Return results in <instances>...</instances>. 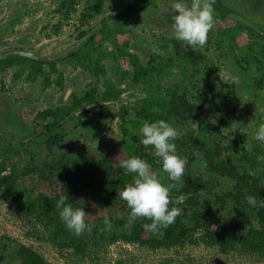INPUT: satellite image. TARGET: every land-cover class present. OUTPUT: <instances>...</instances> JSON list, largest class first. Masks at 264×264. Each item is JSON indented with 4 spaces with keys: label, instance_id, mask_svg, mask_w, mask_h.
<instances>
[{
    "label": "trees",
    "instance_id": "obj_1",
    "mask_svg": "<svg viewBox=\"0 0 264 264\" xmlns=\"http://www.w3.org/2000/svg\"><path fill=\"white\" fill-rule=\"evenodd\" d=\"M157 1L132 0L112 24H102L80 49L64 57L69 64L87 69L95 81L82 94L73 93L68 103L37 113L35 131L43 137L48 158L25 170L13 168L3 176L5 185L34 229L74 255L84 256L118 241L154 249L195 241L223 253L239 250L264 258V146L254 139L247 149L233 141L230 151L224 152L219 136L229 120L217 88L216 65L196 42L181 35L157 34L163 55L154 54L146 63L130 51L134 15ZM101 4H95V11ZM212 11L209 28L216 31V40L247 50L246 66L240 67L252 71L253 81L263 88L264 21L219 13L215 7ZM29 14L28 10L11 14L0 40L13 35ZM108 59L121 64L124 77L133 84L144 86V94L134 104L122 102L123 88L111 80L100 89ZM31 64H38L36 76L42 75L48 86L63 87V75L52 82L41 59L0 60L4 68ZM50 65L56 69L54 62ZM175 67L190 73L189 83L199 75H213L211 91L216 95L195 96L188 84L165 85V76ZM110 102L120 103L119 128L126 142V158L120 162L87 158L83 146L66 142L68 119L86 113L101 118ZM175 127L184 132L173 133ZM195 153H203L214 172L234 180V190L218 194L194 176L190 167ZM24 179L34 185H26ZM12 243L0 236V264H48L33 248L20 244L13 249Z\"/></svg>",
    "mask_w": 264,
    "mask_h": 264
},
{
    "label": "rangeland",
    "instance_id": "obj_2",
    "mask_svg": "<svg viewBox=\"0 0 264 264\" xmlns=\"http://www.w3.org/2000/svg\"><path fill=\"white\" fill-rule=\"evenodd\" d=\"M132 0H2L0 2V31L5 33L9 18L15 11L30 14L15 28L13 35L0 40V54L15 49H27L41 55L42 69L51 72L56 82L63 75V87L48 86L42 75H37L38 64L27 66H0V236L13 240V249L26 245L39 252L48 264H264V258L244 254L239 250L223 253L216 247L189 241L171 248H149L138 244L118 241L99 249L88 251L84 256L74 255L71 250L60 249L34 229V224L20 208L19 201L5 185L3 176L13 168L25 170L47 159L42 144L43 137L36 131L37 113L68 103L73 93L82 94L94 76L82 67L63 60L78 50L88 36L102 24H112L116 14ZM102 2L100 10L94 6ZM212 5L220 13H240L264 21V0H158L155 6L137 12L130 23L132 43L130 51L143 63L154 54L163 55L156 35L167 37L181 35L189 42H196L202 52L217 67V88L228 112L229 120L222 127L220 142L230 151L233 141L239 147L249 149L250 140H258L264 146V87L253 81L252 71L243 70V58L247 50L231 48L216 40L211 31ZM221 20L219 19V22ZM219 25L217 24L216 27ZM211 31V32H209ZM24 47V48H20ZM50 62L55 63L52 70ZM107 75L100 82L113 81L123 88L121 100L134 104L144 94L143 85H135L130 77H124L121 64L105 61ZM190 73L181 68H170L165 85L185 84L198 96L211 91L213 75H199L193 82L187 80ZM193 78V77H192ZM231 99V100H230ZM119 102L105 105L101 118L91 113L74 116L65 123L68 132L66 142L72 147L83 146L84 156L107 158L120 162L126 158L125 138L119 128ZM40 129V128H39ZM38 129V130H39ZM175 127L173 133L182 134ZM219 140V139H218ZM30 152V155H29ZM33 158L34 160H31ZM191 173L208 182L211 190L222 194L234 190L235 181L214 172L203 157L195 153ZM5 165L6 167L3 166ZM264 176V171H262ZM31 178H37L31 175ZM26 185L34 181L25 180Z\"/></svg>",
    "mask_w": 264,
    "mask_h": 264
},
{
    "label": "water",
    "instance_id": "obj_3",
    "mask_svg": "<svg viewBox=\"0 0 264 264\" xmlns=\"http://www.w3.org/2000/svg\"><path fill=\"white\" fill-rule=\"evenodd\" d=\"M16 56L27 57V58L34 59V60L41 59V55L34 51L27 50V49H15V50L0 54V60L9 59V58L16 57Z\"/></svg>",
    "mask_w": 264,
    "mask_h": 264
}]
</instances>
